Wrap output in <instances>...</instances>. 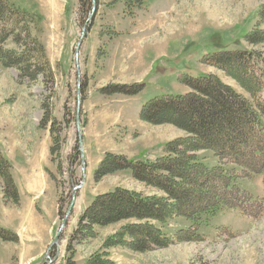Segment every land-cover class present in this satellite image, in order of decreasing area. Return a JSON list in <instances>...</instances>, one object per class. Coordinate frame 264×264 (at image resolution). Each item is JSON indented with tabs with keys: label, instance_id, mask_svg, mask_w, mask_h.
I'll return each instance as SVG.
<instances>
[{
	"label": "rangeland",
	"instance_id": "374dc122",
	"mask_svg": "<svg viewBox=\"0 0 264 264\" xmlns=\"http://www.w3.org/2000/svg\"><path fill=\"white\" fill-rule=\"evenodd\" d=\"M11 1L39 18L33 34L43 44L53 76L48 89L43 74L36 81L20 83L18 71L0 62V130H12L24 152H32L38 142L44 145L46 130L51 127V121L46 127L41 122L46 101L55 135H60L63 144L59 153L50 154L47 175L42 178L40 174H24L21 156L17 161L13 158V163L10 161L15 166L12 173L24 195V203L21 196L18 204L4 203L0 179V226L17 233L18 224L9 223L8 217L12 219L19 214L21 205L32 208L36 204V208L42 209L27 220L29 231L25 234L30 239L24 242L23 238L0 239V264H69L73 253L67 251V240L95 195L117 186L144 195L163 194L136 180L130 170L107 174L98 182L92 175L103 153L154 161L165 154L168 142L188 137L185 130L171 123L157 125L142 120L141 107L148 100L186 94L191 91L187 85L189 76L203 75H215L250 97L224 70L211 66L208 58L221 50H247L256 52L264 61V43L244 39L257 24V11L264 0H143L142 3L133 0L131 4L124 0H96L97 9L91 21L87 18L92 6L84 16L80 0ZM84 27L86 35L77 58L75 49ZM5 48L20 49L12 40L6 41ZM131 84L144 87L135 95L104 92L111 85ZM78 99L79 124L83 134L86 130L81 136L88 160L85 165H89L86 173L76 124ZM97 113L104 117L100 122ZM89 118L95 121L91 123ZM193 154L209 168L221 165L224 174L232 176L224 180H228L230 188L237 193L238 188L244 191L238 196L242 203L232 200L231 205L234 202L236 207L222 206L215 215L203 216L199 225L178 215L165 223L155 221L173 243L148 252L123 247L114 257L108 252L116 264H264V174L245 177L241 165L227 160L222 163L210 150L200 149ZM82 175L85 182L76 191L68 223L63 227L59 244L47 258L48 241L56 235L72 202L73 188L80 184ZM29 184L40 187L27 195ZM233 194L229 196L234 198ZM59 209L62 214L57 215L54 224ZM122 224L96 229V237L86 240L84 245L75 244L72 264L85 262L77 260L80 256L76 254L77 248L81 256L88 258L100 251L102 239Z\"/></svg>",
	"mask_w": 264,
	"mask_h": 264
},
{
	"label": "trees",
	"instance_id": "16d2710c",
	"mask_svg": "<svg viewBox=\"0 0 264 264\" xmlns=\"http://www.w3.org/2000/svg\"><path fill=\"white\" fill-rule=\"evenodd\" d=\"M124 1L126 4L133 3V0ZM136 1L142 3L143 0ZM90 5L91 0H80L79 8L84 10V16L89 13ZM257 12V24L244 39L264 43V28L261 27L264 24V3ZM37 20L36 15L11 0H0V62L18 71L20 83L36 81L43 74L48 89L53 74L43 44L33 34L38 26ZM8 40L20 49L5 48ZM208 62L224 70L250 97L237 92L215 75H203L189 76L187 85L191 91L186 94L163 95L148 100L141 107L142 120L157 125L171 123L185 130L188 137L168 142L165 154L154 161L133 160L123 154L106 152L92 175L98 182L107 174L130 170L136 180L163 194L144 195L118 186L97 194L80 214L77 227L67 240V251L73 253L69 264H72L75 255V244L96 237V227L123 223L115 233L104 239L101 250L91 253L83 264H116L108 253L111 247L122 246L134 252H148L173 243L162 228L155 225V221L165 223L178 215L189 217L199 225L203 216L215 215L222 206H235L234 202L231 205L232 200L242 203L238 196L244 191L238 188L237 193L230 188L228 180H224L232 179V176L224 174L221 165L209 168L197 161L193 153L200 149L212 151L222 163L227 160L241 165L245 177L264 174V61L254 51L221 50L210 55ZM143 87L138 84L111 85L104 88V92L135 95ZM42 107L41 122L44 127L51 121L50 138L53 144L49 151L59 153L63 139L59 134L55 135L46 101H43ZM1 152L0 149L3 201L18 204L20 192L13 179V166ZM230 193H234V198L229 196ZM58 214H62L61 209ZM0 239L17 241L19 236L0 226Z\"/></svg>",
	"mask_w": 264,
	"mask_h": 264
},
{
	"label": "crops",
	"instance_id": "0c3cea01",
	"mask_svg": "<svg viewBox=\"0 0 264 264\" xmlns=\"http://www.w3.org/2000/svg\"><path fill=\"white\" fill-rule=\"evenodd\" d=\"M96 117H98V119H99L98 122H100L104 118L102 115H100L98 113L96 114ZM89 119H90L89 122H91V123L95 121L94 118H89ZM46 131H47L48 134H46L44 136V141L43 142H45V144L44 145H40L39 142L36 143V145L33 147V150H32L33 153H32L31 151L30 152H24L21 149L20 144L17 143V135L12 130H9V131L0 130V139H2V141L0 140V148L3 151L2 153L4 155H6L8 157V159L12 163L14 162L13 158H14V160L17 161L18 157L21 156L22 160L25 163L24 164L25 165L24 174H33V175L34 174H40L41 175L40 178H42L43 174H46L45 169L47 168L48 159L50 158V154H51V153H49L50 152L49 150H50V147H51V138H50V134H49V129H47ZM85 133H86V130H85ZM6 141H8V144H5ZM38 148H40V149H38ZM11 153L14 156L10 155ZM103 154L101 155L100 158L97 159V161H96L97 163H98V161H100L102 159ZM87 161H86V163H87ZM11 166H12V164H11ZM87 166H89L88 163H87ZM14 169H15V166H13L12 170H14ZM13 178H15V177H13ZM15 181H16V179H15ZM42 181L44 182L46 180L42 179ZM37 186L40 187L39 184H33V185L29 184V186H28V188L26 190L28 193H26V194L30 195L31 192H34L36 189L39 188ZM20 196L23 197L21 203H24V199L25 198H24V195L21 194V191H20ZM35 205L36 204H34V207H32V208L31 207L23 208V205H21L20 206V210H21L20 213L21 214L20 213L16 214L15 216L12 217V219L8 217L9 223L18 224L16 226L19 228V230H17L16 232L19 235V241L22 240V238H23V242H24V240L30 239V236L25 234L26 232L29 231V229L27 228V220L33 214V212H37L39 210H42V209H40V207L38 205H37L38 208H36ZM37 209H39V210H37ZM57 215H58V212L55 215L56 217L54 219V224H57V221H56L57 220ZM111 226H113V225L106 226L104 228H96V229H106V228H109ZM7 227H9V226H7ZM48 234L51 235L50 229L48 231ZM44 238H45V236L43 237V239ZM103 239H105V238H103ZM103 239H102L101 245H102V243L104 241ZM49 241H48V244H49ZM81 245H84V243H82ZM122 248L123 247L116 246V247H112L108 251H109V253H111V257H114V253L120 251ZM81 253L82 252H80L79 248H77V253L76 254H80L79 258L77 257V260L78 261L80 259H81L80 261L86 260L87 257L81 256L82 255ZM83 253H86V252H83ZM28 257L31 259V256H28Z\"/></svg>",
	"mask_w": 264,
	"mask_h": 264
},
{
	"label": "water",
	"instance_id": "95a60500",
	"mask_svg": "<svg viewBox=\"0 0 264 264\" xmlns=\"http://www.w3.org/2000/svg\"><path fill=\"white\" fill-rule=\"evenodd\" d=\"M96 0H92V12H91V14H90V16H89V18H87L89 21H91L92 19H93V17H94V14H95V12H96V9H97V6H96ZM86 30H85V27H84V29H83V31H81L82 32V35H81V37H80V39H79V41H78V43H77V45H76V49H75V54H76V57L78 58V54H79V50H80V46H81V44H82V42H83V39H84V37H85V34H86V32H85ZM76 58V59H77ZM77 67L79 68V60L77 59ZM79 71V70H78ZM77 71V72H78ZM79 73V72H78ZM80 108H81V101H80V99H78V107H77V111H78V113H77V129H78V134H79V146H80V151H81V153H82V163H84L85 162V158H84V154H83V145H82V131H81V127H80V117H79V110H80ZM85 164V163H84ZM83 171H85V165H84V167H83ZM84 183V179L82 180V182H81V184H79V185H77V186H75L73 189H74V191H73V195H72V202H71V204H70V206H69V208H68V210H67V213L64 215L65 217L63 218V220H62V224L60 225V227L58 228L59 230H58V232H57V234L55 235V237H54V239L51 241V244H49V247H48V252H47V257H49V252H50V250L55 246V245H58L59 244V241H60V237H61V232L63 231V227H65L66 225H67V222H68V218H69V216H70V214H71V212H72V210H73V207H74V204H75V200H76V198H77V195H76V191L81 187V185Z\"/></svg>",
	"mask_w": 264,
	"mask_h": 264
}]
</instances>
